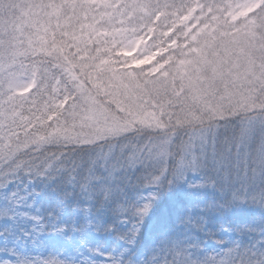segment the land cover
Masks as SVG:
<instances>
[{"label":"snow or ice","instance_id":"1","mask_svg":"<svg viewBox=\"0 0 264 264\" xmlns=\"http://www.w3.org/2000/svg\"><path fill=\"white\" fill-rule=\"evenodd\" d=\"M0 264H264V0H0Z\"/></svg>","mask_w":264,"mask_h":264},{"label":"trees","instance_id":"2","mask_svg":"<svg viewBox=\"0 0 264 264\" xmlns=\"http://www.w3.org/2000/svg\"><path fill=\"white\" fill-rule=\"evenodd\" d=\"M260 215L259 209L245 208L244 210L235 209L231 214V219L234 222H252L255 217Z\"/></svg>","mask_w":264,"mask_h":264}]
</instances>
